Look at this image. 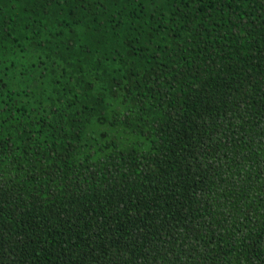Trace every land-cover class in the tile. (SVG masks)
<instances>
[{
    "label": "trees",
    "instance_id": "obj_1",
    "mask_svg": "<svg viewBox=\"0 0 264 264\" xmlns=\"http://www.w3.org/2000/svg\"><path fill=\"white\" fill-rule=\"evenodd\" d=\"M0 264H264V0H0Z\"/></svg>",
    "mask_w": 264,
    "mask_h": 264
}]
</instances>
